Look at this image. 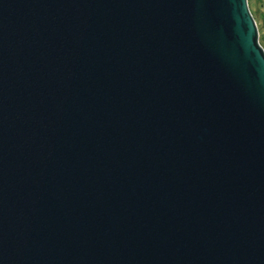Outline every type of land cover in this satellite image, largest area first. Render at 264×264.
Masks as SVG:
<instances>
[{
    "label": "water",
    "instance_id": "95a60500",
    "mask_svg": "<svg viewBox=\"0 0 264 264\" xmlns=\"http://www.w3.org/2000/svg\"><path fill=\"white\" fill-rule=\"evenodd\" d=\"M0 264H264L248 0H0Z\"/></svg>",
    "mask_w": 264,
    "mask_h": 264
},
{
    "label": "rangeland",
    "instance_id": "374dc122",
    "mask_svg": "<svg viewBox=\"0 0 264 264\" xmlns=\"http://www.w3.org/2000/svg\"><path fill=\"white\" fill-rule=\"evenodd\" d=\"M248 7L258 28L259 42L264 47V0H248Z\"/></svg>",
    "mask_w": 264,
    "mask_h": 264
}]
</instances>
